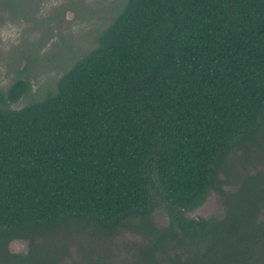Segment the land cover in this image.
Returning a JSON list of instances; mask_svg holds the SVG:
<instances>
[{
  "label": "trees",
  "instance_id": "obj_1",
  "mask_svg": "<svg viewBox=\"0 0 264 264\" xmlns=\"http://www.w3.org/2000/svg\"><path fill=\"white\" fill-rule=\"evenodd\" d=\"M30 91H0V264H264V171L245 164L264 163V0H127L54 91L10 108ZM213 192L224 216L190 217Z\"/></svg>",
  "mask_w": 264,
  "mask_h": 264
},
{
  "label": "rangeland",
  "instance_id": "obj_2",
  "mask_svg": "<svg viewBox=\"0 0 264 264\" xmlns=\"http://www.w3.org/2000/svg\"><path fill=\"white\" fill-rule=\"evenodd\" d=\"M126 2L127 0H0V91H6L18 79L31 84V91L18 102L11 103L10 108H22L41 99L48 91H54L60 77L96 46L100 34L121 12ZM249 161L254 164L250 174L264 171V163L250 157L245 163L247 167H250ZM238 172L241 173L239 170ZM224 189L227 193L234 190L230 185H226ZM224 214L223 194L213 192L189 216L209 218L222 217ZM153 222L159 227H165L168 218L156 211ZM131 238L133 234L126 231L123 237L114 241V247L122 248L130 244ZM258 242L257 256L264 259V232ZM9 250L13 253H26L28 244L24 240H13L9 243ZM125 253L126 250L122 251V254ZM79 254L78 246L72 242L71 258L77 260ZM129 256H119L116 263ZM114 263L115 260H100L97 264Z\"/></svg>",
  "mask_w": 264,
  "mask_h": 264
}]
</instances>
